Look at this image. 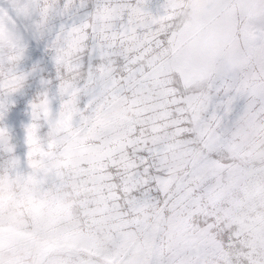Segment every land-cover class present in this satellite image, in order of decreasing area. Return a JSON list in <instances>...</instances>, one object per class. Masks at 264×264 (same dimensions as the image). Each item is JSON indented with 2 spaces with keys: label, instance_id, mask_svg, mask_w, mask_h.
Returning <instances> with one entry per match:
<instances>
[{
  "label": "snow or ice",
  "instance_id": "obj_1",
  "mask_svg": "<svg viewBox=\"0 0 264 264\" xmlns=\"http://www.w3.org/2000/svg\"><path fill=\"white\" fill-rule=\"evenodd\" d=\"M6 2L0 264H264V0Z\"/></svg>",
  "mask_w": 264,
  "mask_h": 264
},
{
  "label": "rangeland",
  "instance_id": "obj_2",
  "mask_svg": "<svg viewBox=\"0 0 264 264\" xmlns=\"http://www.w3.org/2000/svg\"><path fill=\"white\" fill-rule=\"evenodd\" d=\"M0 6L8 8L6 0H0ZM34 65L40 70V75H46L55 71V66L47 51L45 41L32 40L30 42L28 53L21 68L23 71H31ZM18 99L24 100V103L22 105L18 102L14 103L2 123L8 127L12 134V142L15 145L16 154L21 159H24L27 151L25 126L30 122V115L27 99L23 96H19Z\"/></svg>",
  "mask_w": 264,
  "mask_h": 264
},
{
  "label": "clouds",
  "instance_id": "obj_3",
  "mask_svg": "<svg viewBox=\"0 0 264 264\" xmlns=\"http://www.w3.org/2000/svg\"><path fill=\"white\" fill-rule=\"evenodd\" d=\"M63 134V126L59 121H55L53 124V129H52V135L48 140L49 144L55 143L58 138H60ZM43 176L40 177V181L42 182ZM34 188L39 187V182L33 186Z\"/></svg>",
  "mask_w": 264,
  "mask_h": 264
}]
</instances>
